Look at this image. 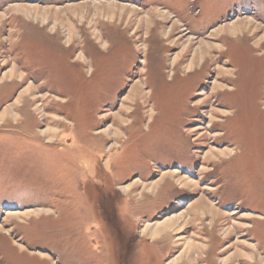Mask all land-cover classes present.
<instances>
[{
  "label": "rangeland",
  "instance_id": "1",
  "mask_svg": "<svg viewBox=\"0 0 264 264\" xmlns=\"http://www.w3.org/2000/svg\"><path fill=\"white\" fill-rule=\"evenodd\" d=\"M0 15V264H264V0Z\"/></svg>",
  "mask_w": 264,
  "mask_h": 264
},
{
  "label": "bare ground",
  "instance_id": "2",
  "mask_svg": "<svg viewBox=\"0 0 264 264\" xmlns=\"http://www.w3.org/2000/svg\"><path fill=\"white\" fill-rule=\"evenodd\" d=\"M110 6H113V5L110 4ZM17 10L19 11V13H22V14L27 15L29 17L35 16L37 19L43 20L44 23L45 22H48L50 19H53V17H51L50 15H48V12L41 13L40 11L36 10V8H34V7H27V6L20 5V6H17ZM1 16L2 15H0V17ZM77 16H79V14H77L76 17ZM52 22H53L52 24H54V28L55 29H57L61 24H62V26H64V29H65V27H67L68 29H70V27L67 24H65L60 17H57V15H56V19L53 20ZM249 23H251V22H249V21L244 22L243 20H238L236 22H233L232 24H229V26L228 25L227 26H224L223 28L220 29V31L225 32V30H227V31H230L232 33H237V34L240 33V32L243 33L245 31L250 30V28L248 27L249 26ZM0 25H1V21H0ZM189 41H190V39L185 40L184 44H187V42L190 43ZM195 46H197V52L195 53V55H193L194 57H193V60H192V64L190 65L191 67L195 64L196 61L197 62L198 61H201L206 56H208V54H210V52H211V48H213L212 45H210L209 43H202V41L201 42H198ZM10 74H11V76H9V77H13V75H15V73L12 70L10 71ZM130 99L131 98H129V100ZM217 153L218 154H221V155H225L226 154L225 151H219ZM201 204H203L202 203V200L198 201L196 203V206H199ZM200 213L202 215H204L203 211H200ZM182 220H183V215H180V217L178 219H168L167 222H164L160 226H158L155 231H149L148 233H150L151 237H153V238L155 237L156 238L157 236L162 235L163 233L165 234L168 230H170V231L171 230H174V228H177V229H181L182 230V228H183V224H182L183 221ZM192 238H193V236H192ZM193 239H195V238H193ZM185 245L187 246L185 248V252L187 251L186 253H188V252H190L192 250L201 249L200 244L197 243V242L196 243H191V244L190 243H187Z\"/></svg>",
  "mask_w": 264,
  "mask_h": 264
}]
</instances>
